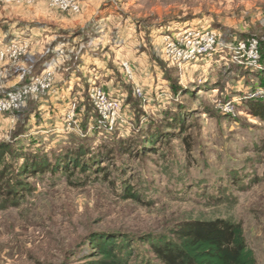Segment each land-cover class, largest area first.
Masks as SVG:
<instances>
[{
	"label": "rangeland",
	"instance_id": "rangeland-1",
	"mask_svg": "<svg viewBox=\"0 0 264 264\" xmlns=\"http://www.w3.org/2000/svg\"><path fill=\"white\" fill-rule=\"evenodd\" d=\"M73 2L0 0V145L99 156L24 176L16 205L0 197V264H159L150 243L215 218L241 223L264 264V0ZM192 28L215 49L177 62L170 45ZM127 182L143 203L118 196ZM100 235L118 237L119 262L102 260Z\"/></svg>",
	"mask_w": 264,
	"mask_h": 264
},
{
	"label": "trees",
	"instance_id": "trees-1",
	"mask_svg": "<svg viewBox=\"0 0 264 264\" xmlns=\"http://www.w3.org/2000/svg\"><path fill=\"white\" fill-rule=\"evenodd\" d=\"M254 115L264 119V105H259ZM173 120L176 122V116ZM172 125L167 126L171 128ZM152 141H156L155 138L147 140V144L152 145ZM10 147L9 144L0 145V197H3L5 202L14 201V205L19 203L26 193L33 190L24 180V176L64 171L70 164L82 171L93 170L90 166L94 163L96 166L99 162V160L92 162L93 158H99L97 153L82 162L84 158L82 154L86 151L82 146L69 150L67 154H73V151L77 150L75 153L77 157L67 158L64 163H54L47 156L30 157L26 153H21V150L12 153L9 151ZM6 153H11V158L5 159ZM28 161L31 162L30 165L27 164ZM101 169L97 168V172ZM104 176L107 175H102V178ZM133 185L127 182L118 196L143 203L139 194L133 190ZM102 236L92 237L91 240H94L92 245L98 249L102 260L119 262L120 254L116 249L119 250L121 244L117 242L118 237ZM149 245L150 252L159 264H256L254 252L246 242L241 223L223 218L185 221L173 228L168 236H162L156 243ZM124 262L127 264L128 260Z\"/></svg>",
	"mask_w": 264,
	"mask_h": 264
},
{
	"label": "built area",
	"instance_id": "built-area-1",
	"mask_svg": "<svg viewBox=\"0 0 264 264\" xmlns=\"http://www.w3.org/2000/svg\"><path fill=\"white\" fill-rule=\"evenodd\" d=\"M10 1H18V0H5V2ZM52 3H55V5H63L66 7H69L70 4H73L74 0H51ZM177 36L180 37V40L177 41V43L170 45L171 48L169 49V52L173 54L174 59L177 62H183V61H189L196 58L197 55L204 56L209 55L214 51L215 49V40L213 36L208 32L199 31L196 28L192 29H186L185 31H182L181 33H177ZM249 53L247 55L249 57L255 56V53L253 51L257 48L258 42L254 39H251L249 41ZM247 44V45H248ZM234 57V56H233ZM95 103L101 113L108 114V110L106 111L105 105L107 106L105 102V97L100 95V92H97L95 95ZM102 106V107H100ZM108 117V116H107Z\"/></svg>",
	"mask_w": 264,
	"mask_h": 264
},
{
	"label": "crops",
	"instance_id": "crops-1",
	"mask_svg": "<svg viewBox=\"0 0 264 264\" xmlns=\"http://www.w3.org/2000/svg\"><path fill=\"white\" fill-rule=\"evenodd\" d=\"M55 49V47L53 48V50ZM30 71V69H28Z\"/></svg>",
	"mask_w": 264,
	"mask_h": 264
}]
</instances>
